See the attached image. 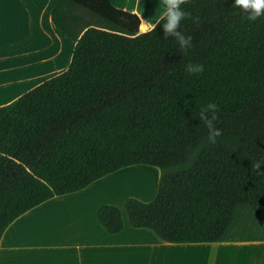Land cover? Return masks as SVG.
<instances>
[{
	"label": "trees",
	"instance_id": "obj_1",
	"mask_svg": "<svg viewBox=\"0 0 264 264\" xmlns=\"http://www.w3.org/2000/svg\"><path fill=\"white\" fill-rule=\"evenodd\" d=\"M233 0H184L192 37L182 51L160 20L140 33L138 15L110 0H63L54 24L74 43L69 68L0 107V240L20 215L136 164L160 170L150 202L129 197L134 228L170 243L264 241V17ZM203 73L187 75L189 62ZM218 107L216 143L197 119ZM98 220L125 227L120 207Z\"/></svg>",
	"mask_w": 264,
	"mask_h": 264
},
{
	"label": "crops",
	"instance_id": "obj_2",
	"mask_svg": "<svg viewBox=\"0 0 264 264\" xmlns=\"http://www.w3.org/2000/svg\"><path fill=\"white\" fill-rule=\"evenodd\" d=\"M62 1L0 0V107L69 68L75 43L52 21ZM110 2L139 16L140 33L145 20L160 21L161 0ZM159 181L158 167L136 164L44 201L6 228L0 264H264V241L170 243L132 227L125 201H152ZM106 204L122 210L125 227L117 234L98 220Z\"/></svg>",
	"mask_w": 264,
	"mask_h": 264
},
{
	"label": "clouds",
	"instance_id": "obj_3",
	"mask_svg": "<svg viewBox=\"0 0 264 264\" xmlns=\"http://www.w3.org/2000/svg\"><path fill=\"white\" fill-rule=\"evenodd\" d=\"M162 9L157 10L163 36L174 38L176 45L182 51H187L191 47L192 37L186 35L181 30V22L190 16L183 7L184 0H161ZM247 14V19L255 21L264 17V0H233L232 4ZM145 20V19H144ZM156 27L151 20H145L144 31H152ZM187 75H199L204 71V65L199 62L189 61L184 65ZM219 107L214 101H207L199 108L197 119L203 123L207 129L205 140L207 143H216L221 131L216 127ZM264 165V159L257 160L252 167L257 171ZM264 172V171H258Z\"/></svg>",
	"mask_w": 264,
	"mask_h": 264
},
{
	"label": "rangeland",
	"instance_id": "obj_4",
	"mask_svg": "<svg viewBox=\"0 0 264 264\" xmlns=\"http://www.w3.org/2000/svg\"><path fill=\"white\" fill-rule=\"evenodd\" d=\"M151 184L153 185V181H151Z\"/></svg>",
	"mask_w": 264,
	"mask_h": 264
}]
</instances>
